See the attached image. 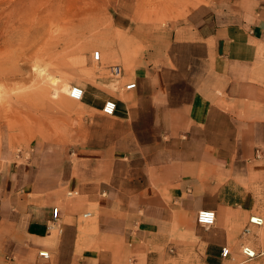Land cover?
<instances>
[{"label":"crops","instance_id":"1","mask_svg":"<svg viewBox=\"0 0 264 264\" xmlns=\"http://www.w3.org/2000/svg\"><path fill=\"white\" fill-rule=\"evenodd\" d=\"M249 3L235 16L205 8L163 36L135 89L119 91L121 78L115 93L106 79L92 84L101 96L84 88L96 137L72 154L1 140L0 264H158L156 250L197 246L205 264L241 256L264 186V0ZM203 209L215 225L198 223Z\"/></svg>","mask_w":264,"mask_h":264},{"label":"rangeland","instance_id":"2","mask_svg":"<svg viewBox=\"0 0 264 264\" xmlns=\"http://www.w3.org/2000/svg\"><path fill=\"white\" fill-rule=\"evenodd\" d=\"M249 1L0 0V142L3 139L16 152L41 145L72 154L96 137L92 117L98 112L70 97L73 86L90 89L98 97L103 94L93 90L94 82L106 79L108 90L115 93L113 83L121 78L124 93L125 85L134 82L135 69L158 48L163 36L189 24L205 8L235 16L247 9ZM97 50L102 60L93 59ZM113 66H120L124 77L116 76ZM53 79L64 81L69 89L55 96ZM75 108L81 109L76 113ZM257 191L245 223L251 214L264 217V186ZM90 220L80 218L81 222ZM247 227L246 244L260 255L242 261L240 246L236 252L240 257L227 264H264V225ZM156 252L161 257L158 264H205L198 246L178 254L166 248Z\"/></svg>","mask_w":264,"mask_h":264},{"label":"built area","instance_id":"3","mask_svg":"<svg viewBox=\"0 0 264 264\" xmlns=\"http://www.w3.org/2000/svg\"><path fill=\"white\" fill-rule=\"evenodd\" d=\"M95 60H101L102 53L101 51L97 50L95 51V55H93ZM113 70L115 74H120L122 72V68L120 66H113ZM136 88V82H130L125 85L126 90H132ZM85 95V90L80 86H73L70 90V97L76 100H83ZM117 111V102L113 99H109L105 102V105L102 109V112L108 116H113L116 114ZM71 195V193H69ZM91 215L90 212L85 213L84 217H89ZM198 223L205 227H211L215 225L217 220V215L214 210L211 209H203L199 211L198 217H197ZM263 226L264 225V217L260 215H251L249 218L248 226ZM50 229L57 232L62 231V225H61V216H60V207L55 206L53 208V218L50 221V224L48 225ZM250 231L249 227L245 229V232ZM258 251L253 248L252 246L248 244H244L241 247V256L242 261H248L256 258L258 256ZM39 255L44 258H49L50 254L48 251L43 250L40 251ZM231 255V250L228 247L222 248L221 256L223 258H227Z\"/></svg>","mask_w":264,"mask_h":264},{"label":"bare ground","instance_id":"4","mask_svg":"<svg viewBox=\"0 0 264 264\" xmlns=\"http://www.w3.org/2000/svg\"><path fill=\"white\" fill-rule=\"evenodd\" d=\"M84 53H85V52H84ZM123 53H124V52H123ZM103 54H104V53H103ZM93 55H95V51H94ZM129 55H130V54H129ZM105 56H106V55H105ZM105 56H104V57H105ZM111 56H112V55H111ZM104 57H103V58H104ZM118 58H119V57L117 56V59H118ZM93 59H94V58H93ZM129 59H130V58H129ZM101 60H102V59H101ZM118 60H119V59H118ZM118 60H117V61H118ZM126 60H128V58H127ZM83 62H84V61H83ZM103 64H104V63H102V65H103ZM115 64H116V62H115ZM93 66H94V65H93ZM93 66H92V67H93ZM100 66H101V65H100ZM100 66H99V68H100ZM102 67H103V66H102ZM99 68H98V69H99ZM83 70H84V69H82V71H83ZM85 70H86V68H85ZM96 70H97V69H96ZM133 70H134V69H133ZM86 71H87V70H86ZM97 71H99V70H97ZM100 71H101V69H100ZM88 72H90V71H88ZM88 72L85 73V74H86V75H89ZM91 72L93 73V70H92ZM92 73H90V74H92ZM92 75H95V74H92ZM89 76H90V75H89ZM89 76H87V77H89ZM90 77H91V76H90ZM92 78H94V76H93ZM57 79H58V78H57ZM95 80H96V79H95ZM58 81H59V80H56V79H53V80H52V82H53L54 84H56V86H57L55 94H56V93H58V94L55 95V96H58L61 90L64 92V91H66L67 89H69V85L66 84L64 81H59V82H58ZM89 81H92V80H89ZM89 81H87V82H89ZM66 82H67V81H66ZM93 82H94V81H93ZM94 83H95V82H94ZM103 85H104V84H103ZM95 86H96V85H95ZM97 86H98V85H97ZM103 87H104V86H103ZM118 90H119V89H118ZM68 91H69V90H68ZM119 91H120V90H119ZM82 103H83V102H82ZM67 107L69 108V106H67ZM71 108H72V107H71ZM71 108H70V109H71ZM72 109H73V108H72ZM78 109H81V108H78ZM78 109L75 108L74 111L76 112ZM71 111H72V110H71ZM75 112H74V113H75ZM78 112L81 113L80 110H79ZM76 113H77V112H76ZM76 113H75V114H76ZM82 113H83V112H82ZM82 113H81V114H82ZM79 116H81V115H79ZM251 234H252V233H251ZM250 236H251V235H250ZM246 238H247V237H246Z\"/></svg>","mask_w":264,"mask_h":264}]
</instances>
